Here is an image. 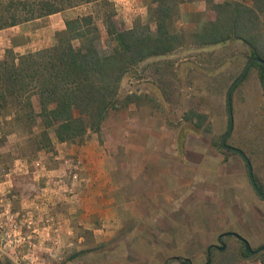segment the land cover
<instances>
[{
  "label": "rangeland",
  "instance_id": "rangeland-1",
  "mask_svg": "<svg viewBox=\"0 0 264 264\" xmlns=\"http://www.w3.org/2000/svg\"><path fill=\"white\" fill-rule=\"evenodd\" d=\"M236 2L253 6L103 0L0 31V60L9 51L22 56L55 46L66 20L83 15L94 17L107 51L116 46L109 21L119 31L156 34L161 16L163 30L180 36L176 50L129 68L119 84L120 106L84 138L60 142L39 116L37 95L32 112L11 101L0 113V264H207L208 248L222 246L220 235L241 231L253 250L264 246V201L245 161L220 146L229 124L227 93L251 50L240 40L205 45L197 38L216 19L214 5ZM256 26L264 46V14ZM262 76L251 67L234 90L227 143L247 154L264 193ZM126 97L132 102L122 107ZM180 173L183 212H173ZM208 218L216 228L211 235L202 226ZM196 242L199 252L190 250ZM223 243L210 264L262 263L264 250L245 258L239 239Z\"/></svg>",
  "mask_w": 264,
  "mask_h": 264
},
{
  "label": "trees",
  "instance_id": "trees-1",
  "mask_svg": "<svg viewBox=\"0 0 264 264\" xmlns=\"http://www.w3.org/2000/svg\"><path fill=\"white\" fill-rule=\"evenodd\" d=\"M98 1L103 0H0V31ZM252 2V7L238 2L214 5L216 19L197 38L205 45L240 40L250 47L251 59L264 60L262 30L256 26L264 14V0ZM157 19L156 34L137 29L119 31L109 21L108 33L116 42L110 51L103 48L101 30L91 15L66 20L65 30L57 33V43L51 48L22 56L9 51L0 60V113L11 101L24 103L32 112L37 95L42 108L39 116L46 128H55L60 142L99 131L110 112L120 106L119 84L129 68L179 46L180 36L163 30L162 17ZM252 67L264 73L262 65ZM123 100L122 107L132 102L131 97ZM44 138L50 143L48 133ZM250 254L245 258L252 257ZM261 261L264 264V258Z\"/></svg>",
  "mask_w": 264,
  "mask_h": 264
},
{
  "label": "water",
  "instance_id": "water-1",
  "mask_svg": "<svg viewBox=\"0 0 264 264\" xmlns=\"http://www.w3.org/2000/svg\"><path fill=\"white\" fill-rule=\"evenodd\" d=\"M260 64L264 67V60L262 59H258V58H254V59H250L248 61V63L246 64V66L244 67L242 73L240 74V76L235 80V82L230 86L229 90H228V93H227V108H228V114H229V124H228V128H227V131L226 133L223 135L222 139H221V142H220V146L227 150V151H230L232 153H235V154H238L246 163L247 165V171H248V175H249V179H250V182H251V185L253 187V189L255 190V192L258 194V196L264 201V193L261 191L256 179H255V176H254V173H253V168H252V165L250 163V160L248 159V157L246 156V154L241 150V149H238L236 147H233L231 145H228L227 141L233 131V128H234V118H233V108H232V94L234 92V90L236 89V87L243 81V79L245 78V76L247 75L249 69L255 64ZM262 87H263V90H264V75L262 77ZM229 235H232L234 237H236L237 239H239L240 241L244 242L245 245H246V248H247V251L253 255H256L258 253H260L261 251L264 250V246L257 249V250H253L250 246V244L244 239L242 238L240 235L236 234V233H226L224 235H222L220 237V240L223 238V237H226V236H229ZM222 250L225 249V245L222 246L221 248ZM211 247L208 249V262L207 264H209L211 262Z\"/></svg>",
  "mask_w": 264,
  "mask_h": 264
},
{
  "label": "crops",
  "instance_id": "crops-1",
  "mask_svg": "<svg viewBox=\"0 0 264 264\" xmlns=\"http://www.w3.org/2000/svg\"><path fill=\"white\" fill-rule=\"evenodd\" d=\"M13 28V27H12ZM244 152V151H243ZM245 153V152H244ZM246 154V153H245ZM246 156H247V154H246ZM249 159V158H248ZM251 163V162H250ZM252 165V164H251ZM178 178V185H179V188H178V190L180 191V193L177 195L178 196V202L177 203H175V205H176V207H175V209H171V211L173 210V212L175 211V212H177V211H181V212H183V197H182V189H183V186H184V184H183V181H182V178H183V175H182V173H180L179 175H176ZM256 179V178H255ZM259 185V184H258ZM159 187H161L160 185H159ZM0 188H1V184H0ZM177 204H178V206H177ZM219 208V207H218ZM156 210H158V208H155ZM162 210H164V209H162ZM204 210L206 211V212H208V209L207 208H204ZM219 210H222V208H219ZM166 212H170L169 210H165ZM187 212V211H186ZM219 216H221V215H219ZM218 215H217V218H220V219H222L221 217H219ZM190 217V216H189ZM236 218H237V215H236ZM172 219H174L173 220V224H176L177 222H180L181 223V221H182V217H179L178 218V221H177V218H172ZM245 219H246V221H247V223L248 222H253V219L252 218H250V216L249 217H245ZM206 224H204V225H202L203 226V229H205V230H207V231H209L210 229H216L215 228V223H214V221L213 220H210V218H208L207 220H206V222H205ZM242 226V225H241ZM219 228L221 229V230H218V231H212V234L213 235H218V233L220 232V231H222V229H223V225H219ZM246 228H244L243 230H245ZM207 231H202V235L204 234V236L205 235H208V233L211 235V233H210V231L207 233ZM246 232L247 231H241V232H239V233H242V236L243 235H245L246 234ZM227 233H236V232H227ZM224 234H226V233H224ZM224 234H222V235H224ZM236 234H238V233H236ZM238 235H240V234H238ZM221 236V235H220ZM219 236V237H220ZM230 236V235H229ZM241 236V237H242ZM242 238H244V237H242ZM247 242H248V240L246 239V238H244ZM249 243V242H248ZM201 246H199V244H197V242L195 243V244H193L192 246H191V248H190V250L192 251V250H194V251H198L199 252V248H200ZM210 248V247H209ZM208 248V249H209ZM203 249H205V248H203ZM251 261L250 260H246V261H244V263H250ZM221 264H233V263H227V262H223V263H221ZM258 264H262V263H258Z\"/></svg>",
  "mask_w": 264,
  "mask_h": 264
},
{
  "label": "flooded vegetation",
  "instance_id": "flooded-vegetation-1",
  "mask_svg": "<svg viewBox=\"0 0 264 264\" xmlns=\"http://www.w3.org/2000/svg\"><path fill=\"white\" fill-rule=\"evenodd\" d=\"M263 75H264V73H263ZM263 77V76H262ZM222 236V235H221ZM220 236V237H221ZM230 236H232V235H230ZM220 237H219V242L222 244V246L224 245V243H223V239L224 238H226V237H228V236H226V237H223L221 240H220ZM242 242V241H241ZM242 244L244 245V249H245V252H247V253H249L248 251H247V248H246V245H245V243L244 242H242ZM222 246L221 247H219L218 245H212V246H210L211 247V252L215 249H221L222 248ZM250 254V253H249ZM251 255V254H250ZM210 264V263H209Z\"/></svg>",
  "mask_w": 264,
  "mask_h": 264
}]
</instances>
